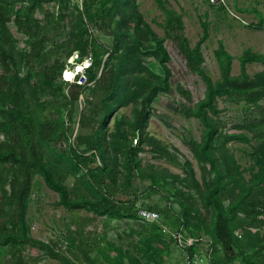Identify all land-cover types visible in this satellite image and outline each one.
Returning a JSON list of instances; mask_svg holds the SVG:
<instances>
[{
    "label": "trees",
    "instance_id": "16d2710c",
    "mask_svg": "<svg viewBox=\"0 0 264 264\" xmlns=\"http://www.w3.org/2000/svg\"><path fill=\"white\" fill-rule=\"evenodd\" d=\"M154 1L166 16L165 38L205 86L196 103L177 88L184 117L202 125L200 140L186 142L200 179L188 159L181 164L176 150L147 131L153 104L173 94L174 83L166 39L145 20L138 0H84L82 9L70 0H0V258L10 264H33L29 249L59 264H164L173 245L161 226L209 238L212 264H264V55L245 51L234 76V58L219 42L214 81L203 55L211 36L207 16L199 19L202 35L192 47L183 15L166 0ZM52 2L56 8L48 11ZM11 23L24 38L21 51ZM91 29L110 39L111 48ZM74 53L93 58L85 86L63 79ZM154 63L163 75L150 68ZM254 65L263 70L249 73ZM87 91L75 134V112ZM220 101L242 105L248 118L228 127ZM127 107L130 117L120 113ZM146 148L183 175L145 166ZM37 177L58 195L59 206L93 217L72 223L62 240L34 239L29 211ZM139 182L165 205H139ZM140 209L157 212L161 223H142ZM97 218L106 220L105 233L92 238L87 229ZM112 221L135 224L125 248L108 240Z\"/></svg>",
    "mask_w": 264,
    "mask_h": 264
},
{
    "label": "rangeland",
    "instance_id": "374dc122",
    "mask_svg": "<svg viewBox=\"0 0 264 264\" xmlns=\"http://www.w3.org/2000/svg\"><path fill=\"white\" fill-rule=\"evenodd\" d=\"M170 7L177 13L183 15L185 26V36L190 41L192 47L198 42L202 35L200 26V17L207 16L210 24V39L203 46V55L207 73L216 81L219 79L218 66L215 60V51L218 43L222 42L226 50L234 58L233 71L234 76L239 75V58L247 50L264 55V0H166ZM54 2L48 6L49 10H54ZM138 5L145 20L151 25L159 37L165 38L163 25L166 22V16L157 7L154 0H138ZM10 32L17 41L19 51L25 48L24 38L18 35L13 24L8 25ZM107 48H111V40L97 35ZM166 39L165 46L171 57L169 65L173 74V94H161L158 100L153 104V112L149 123L148 132L155 139L169 147L170 151L176 150L179 162L182 164L184 159H188L200 179V169L197 161L193 157L190 148L187 145L189 137L199 141L202 132V125L196 119L184 117L181 110L184 109V100L177 92L178 87L189 91L193 103L203 98L205 86L198 76L192 75L185 62L179 55L175 44ZM150 68L157 74L163 75L161 68L156 64H151ZM249 73L254 74L263 70L261 66H250ZM90 98V91L80 99L75 112L76 126L75 134L78 133L79 116L84 109V103ZM219 107L222 109L221 121L229 126L241 124L248 118L242 105L228 104L220 101ZM120 113L131 116V107L121 110ZM228 131V130H226ZM81 133H88L89 129H80ZM229 132L233 130L229 129ZM135 145L136 141L134 142ZM236 147H242L236 145ZM145 166L155 165L159 169H165L173 175H183L182 169L173 166L165 161L154 159L149 149L140 155ZM37 187L31 197L29 211L31 236L34 239L49 242L50 240L64 239L66 229L72 223L81 222V219L93 217L92 214L81 211H70L58 205V195L49 190L43 183L42 178L37 177ZM69 184H73L70 179ZM148 183H137L135 189L136 196L139 197V205H160L164 206L159 195L148 197ZM103 218H97V221L87 229L93 238L96 235L102 236L105 233ZM107 237L108 240L122 247H126L129 239L125 237L132 227L133 222H108ZM123 239L120 241V239ZM29 257L33 264H59L58 262L46 258L40 251L29 249ZM0 264H10L9 259L0 258ZM164 264H184L182 254L174 246L171 247V253Z\"/></svg>",
    "mask_w": 264,
    "mask_h": 264
},
{
    "label": "built area",
    "instance_id": "2783aa9c",
    "mask_svg": "<svg viewBox=\"0 0 264 264\" xmlns=\"http://www.w3.org/2000/svg\"><path fill=\"white\" fill-rule=\"evenodd\" d=\"M71 4L78 6L80 9L83 7L84 0H70ZM90 32L96 37V31L91 29ZM90 58L91 66L83 69L81 72H76V67L81 65L84 59ZM81 59L79 53H74L68 60L64 70L72 74L71 80H64L69 85L85 86L87 84V72L92 68L93 58L88 56ZM137 217L139 221L147 224H160L161 216L157 212H151L140 209ZM162 227L164 235L169 239L172 245L182 254L184 264H212L213 248L212 241L207 237H191L185 232V229H169ZM264 230V229H263ZM256 232L257 230H251Z\"/></svg>",
    "mask_w": 264,
    "mask_h": 264
},
{
    "label": "clouds",
    "instance_id": "9594fccd",
    "mask_svg": "<svg viewBox=\"0 0 264 264\" xmlns=\"http://www.w3.org/2000/svg\"><path fill=\"white\" fill-rule=\"evenodd\" d=\"M90 66H91L90 58L84 59L82 64L78 65L76 67V72H81V71H83V69H86V68H88ZM63 79L66 80V81L71 80L72 79V74L70 72H68V71H65L63 73Z\"/></svg>",
    "mask_w": 264,
    "mask_h": 264
}]
</instances>
